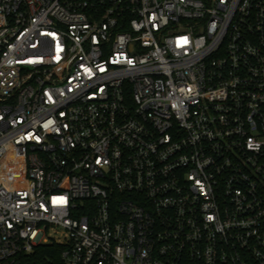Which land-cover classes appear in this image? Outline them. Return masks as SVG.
I'll return each mask as SVG.
<instances>
[{
	"label": "built area",
	"instance_id": "obj_1",
	"mask_svg": "<svg viewBox=\"0 0 264 264\" xmlns=\"http://www.w3.org/2000/svg\"><path fill=\"white\" fill-rule=\"evenodd\" d=\"M264 264V0H0V264Z\"/></svg>",
	"mask_w": 264,
	"mask_h": 264
},
{
	"label": "trees",
	"instance_id": "obj_2",
	"mask_svg": "<svg viewBox=\"0 0 264 264\" xmlns=\"http://www.w3.org/2000/svg\"><path fill=\"white\" fill-rule=\"evenodd\" d=\"M61 246L40 245L31 256V264H64L61 259Z\"/></svg>",
	"mask_w": 264,
	"mask_h": 264
}]
</instances>
